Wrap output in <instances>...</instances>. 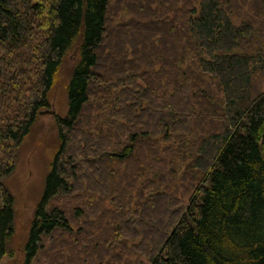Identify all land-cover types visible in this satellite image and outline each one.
Here are the masks:
<instances>
[{"label": "trees", "instance_id": "16d2710c", "mask_svg": "<svg viewBox=\"0 0 264 264\" xmlns=\"http://www.w3.org/2000/svg\"><path fill=\"white\" fill-rule=\"evenodd\" d=\"M73 46L21 264H264V0H0V259Z\"/></svg>", "mask_w": 264, "mask_h": 264}, {"label": "rangeland", "instance_id": "374dc122", "mask_svg": "<svg viewBox=\"0 0 264 264\" xmlns=\"http://www.w3.org/2000/svg\"><path fill=\"white\" fill-rule=\"evenodd\" d=\"M68 57L62 62L56 83L48 91L49 108L63 115L67 109L65 89L70 68L78 55L73 46L68 50ZM40 112L28 133L20 142L13 170L4 177V183L14 196L13 231L7 242L11 253L4 254L0 264H21L24 256V243L31 218L41 192L45 174L58 136L50 113Z\"/></svg>", "mask_w": 264, "mask_h": 264}, {"label": "water", "instance_id": "95a60500", "mask_svg": "<svg viewBox=\"0 0 264 264\" xmlns=\"http://www.w3.org/2000/svg\"><path fill=\"white\" fill-rule=\"evenodd\" d=\"M39 111H40V112H44V111L54 112V108L46 107V108L40 109Z\"/></svg>", "mask_w": 264, "mask_h": 264}]
</instances>
